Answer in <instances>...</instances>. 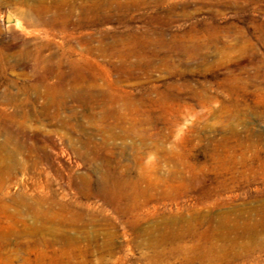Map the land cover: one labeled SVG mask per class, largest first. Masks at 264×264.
Wrapping results in <instances>:
<instances>
[{"label":"rangeland","instance_id":"1","mask_svg":"<svg viewBox=\"0 0 264 264\" xmlns=\"http://www.w3.org/2000/svg\"><path fill=\"white\" fill-rule=\"evenodd\" d=\"M139 1L148 5L119 14L125 24L111 21L102 28L107 44L120 45L134 32H163L167 40L199 32L217 39L218 49L195 58L183 56L180 49L164 50L168 57L109 55L101 69L98 63H102L88 54L90 49L97 54L93 48L97 43L85 47L79 29L69 28L75 40L56 32L59 24L83 22L65 21L73 0H0V144L9 141L2 153L5 158L18 150L17 167L11 174L0 172V202L4 200L14 212L15 201L34 204L55 196L60 207L73 208V188H82V178L97 182L95 174L105 169L102 161L91 164L82 158L83 143L96 135L99 145L105 137L109 140L99 158L123 162L138 173L144 188H193L188 196L160 204V214L177 217L198 212L214 219L242 214L252 231L231 232L230 240L218 245L264 249V220L257 213L264 206V1L233 0L219 14L205 10L190 15L181 13L180 7L192 10L194 0H168L163 8L154 0L115 3L126 6ZM170 6L178 10L170 26L146 21ZM11 29L33 34L19 42ZM87 33L99 37L97 27ZM239 34L249 42L244 52L225 50L229 37ZM127 52L128 48L121 49ZM55 92L65 106H51ZM101 94L103 99L98 98ZM108 111L123 115L127 125L135 121L153 127L147 146L131 139L111 140L114 133L103 130L114 122L105 119ZM125 147L123 153L120 149ZM196 158L197 169H183L187 160ZM93 206L98 209L102 203ZM243 223L244 219L242 228ZM117 241L121 244L124 239ZM13 250L10 246L7 251ZM56 250L45 248L40 264H69L57 257ZM126 255L138 258L134 249ZM248 257L247 264H264V251ZM28 258L31 263L36 259L34 253Z\"/></svg>","mask_w":264,"mask_h":264},{"label":"bare ground","instance_id":"2","mask_svg":"<svg viewBox=\"0 0 264 264\" xmlns=\"http://www.w3.org/2000/svg\"><path fill=\"white\" fill-rule=\"evenodd\" d=\"M115 1L73 0V3L68 5L67 16L69 18L65 21L80 18L83 22L59 24L55 28L58 35L63 36L64 39L71 38V40L77 38L74 34H69V30L79 29L82 38H85L83 42L85 47L92 48L93 43H97L93 47L96 48L97 54L92 55L91 49L88 54L95 56L97 62L102 63H98L101 69L110 56L161 57L166 49H180L183 56L195 58L203 57L202 52L210 48L217 50L220 45L217 39L207 33L190 32L182 37L167 40L163 32L152 31L134 32L130 39L124 40L120 45H109L106 43L102 28L111 21L125 24L126 21L123 16L119 15L120 13L137 12L148 5L147 2L139 1L123 6L117 5ZM194 1L196 4L192 10L187 5H183L180 7L181 13L190 15L192 14L190 11L200 13L208 10L219 14L224 10L226 3L233 0ZM262 1L264 0H253L255 4ZM154 2L158 7L163 8L168 0H154ZM177 11V8L170 6L168 11L146 19V21L152 25L170 26L174 22ZM92 26L99 29L97 39L87 33ZM10 32L19 42H23L33 34L15 29H11ZM229 38L231 41L224 46L225 50H236L243 53L249 45V42L244 40L240 34ZM79 41L81 42L80 39ZM119 47L128 48V52L121 53ZM165 55L169 56V54ZM58 95L56 92L53 94L51 106H65L66 102L61 103ZM82 96L86 98V94ZM98 98L103 99L104 94ZM12 100L8 102L14 103ZM105 119L114 121L103 128L105 134L109 132L108 129L114 133L110 132L113 141L125 142L131 139L134 142H141V145L146 147L147 138L152 136L153 127L138 126L135 121L127 125L123 115H118L117 112H106ZM61 127L63 130L68 128L64 124ZM96 137V135H89L83 143L86 156L83 155L82 158L91 164L102 161L105 169L95 174L97 182H93L90 178H82L79 182L82 188H73L75 198L73 208L60 207V200L52 196L48 200L38 199L34 204H29L27 200L15 201V210L11 212V207L1 200L0 264L1 262L4 264H40L45 248L58 249L55 251L57 257L65 263L68 260L69 264H238L245 261L244 264H247L248 256L264 251V249L253 248L254 245L249 247L218 245L219 241L227 243L231 232H238L240 229L252 231L242 214L235 216L234 213H226L218 216L217 219L198 212L192 216L181 214L177 217L171 213L160 214L157 211L160 204L165 205L177 201L180 196H188L194 193L193 188H166L165 190L144 188L138 173L126 168L123 162L103 161L99 158L102 147H108L109 140L105 137L103 143L99 145L96 143ZM8 147L9 141L0 144V165H4L2 168L4 172L3 170L0 172L4 174H11L18 165L15 158L18 150L7 158L2 155ZM72 147L73 151L80 156L75 143ZM120 150L123 153L127 152L126 147ZM170 160L175 161L174 158ZM198 160V158L187 160L183 164V169H197ZM175 163L177 164L176 161ZM178 192H182V195ZM94 202H101L102 206L95 209ZM58 207L60 208L57 209ZM260 211L257 213L264 220V206L260 208ZM233 216L235 219H232ZM243 219L245 223L242 228L241 220ZM244 235L246 234L243 233L240 237ZM49 237L51 240H48ZM120 237H123L124 242L118 244L117 240ZM252 240L256 241L254 237ZM143 241L149 242V245L143 244ZM261 245L264 246V241ZM10 246H14V250L8 253ZM132 249L138 254V258H127L126 253L131 252ZM30 253H34L36 258L33 263L28 258ZM95 258L98 260L96 261Z\"/></svg>","mask_w":264,"mask_h":264}]
</instances>
